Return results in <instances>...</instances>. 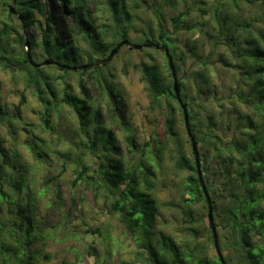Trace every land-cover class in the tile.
I'll return each mask as SVG.
<instances>
[{
  "label": "trees",
  "instance_id": "trees-1",
  "mask_svg": "<svg viewBox=\"0 0 264 264\" xmlns=\"http://www.w3.org/2000/svg\"><path fill=\"white\" fill-rule=\"evenodd\" d=\"M162 1L163 3L159 4L160 1L157 0H151L149 3L147 0H51L50 3L61 8L62 15L67 19L65 25L67 37L62 39L54 26L53 15L47 11L43 0H15L14 9L22 17V22L15 19L18 30L24 32L34 27L39 31L40 37L38 40L30 37L23 38L19 31L9 29L8 25L3 22L0 29V66L4 71L13 70L24 75V90H30L44 108L42 116L44 125L50 124V112L53 107L64 104L76 114L80 131L84 134L92 131L91 145L86 147L83 144V146L93 151L95 146L100 143L104 152L103 159L94 170H90L82 162V158L75 160L74 171L77 176L71 180L72 186L80 184L90 190L93 196H100L109 201L123 230L127 232L136 248L141 250L138 253L139 256H145L149 264H220L217 256L210 258L203 251L195 255L186 253L182 245L171 237L165 235L157 237L159 209L154 195L156 188L154 169L159 168L161 155L166 150L165 145L157 140L149 158L140 155L139 160L126 163L119 149L118 140L100 123L99 112L93 109L86 90L77 96L71 84L60 78L63 86L60 92L57 85L42 73V65L39 68H33L26 59L25 40L29 42L30 50L39 48L43 58L41 62L51 60L57 64L46 67L56 66L64 73L62 74L64 77L70 72L79 73L80 78L77 82L81 88H83V77L87 76V81L96 85L100 91L105 89L106 94L117 101L119 96L102 71L111 64L121 50L124 48L130 53L160 54L164 61L166 76L163 74L161 65L151 57H149L151 63L141 62L136 69L141 74V81L145 84L152 103L156 104L161 100L165 102L164 109L170 116L165 133L168 136H175L172 119L175 108L171 102L173 100L177 105V101L172 89L173 75L177 79L181 103L186 111L189 104L184 94V85L179 77L175 40L163 28L165 18L161 9L163 5L167 4L171 12L176 13L181 4L182 12H178L180 15H170L168 20L173 29L191 34L202 26L201 14L205 12L201 7L205 3L202 0H193V3L198 5L197 11L200 14L196 20L190 16L192 9L187 6L188 0ZM239 1L250 4V0ZM12 2L13 0H8V3L5 4L8 19L12 18L8 11ZM237 2L238 0H231L230 3L226 0H218L211 8L213 24L217 33L214 39L218 40L211 46L206 60L200 61L195 46L185 44L186 47H189V52L192 55V64L200 62V66L206 64L217 45L230 46V43L233 44V55L236 60L242 63V65H236V68L239 70L247 68L244 75L250 83L246 96L253 98L250 103L253 106L256 123L253 124L249 116L245 120L246 128L255 130V135H248L250 139L248 144L233 141V143L224 146L219 140L211 141L209 135L207 136L208 140L196 136L189 111H187V118L190 137L194 139L193 142L198 148L199 163H202L201 177L211 201L212 225L217 236L219 251L225 253L222 255L225 264H264V33L260 35L261 39H258L249 35L250 26L246 20L237 23L236 16L228 10L229 7L226 8V5L230 4L229 6L238 9ZM145 9L157 21V38L153 32L154 28L150 24L145 28L137 26L136 21L139 20V14ZM238 28H241L247 35L244 38L243 46L237 42L234 44ZM10 31L13 36H11L9 44L8 34ZM130 32L137 34L138 40L134 43L141 46L140 50L123 45L109 62L101 66H89L76 71L60 67L61 65L70 68L83 64L91 65L96 61L105 60L121 42H130ZM156 47L168 50L172 58L174 72H171L164 53ZM31 57L34 60L32 54ZM221 61L229 67L228 62L224 59ZM193 74L197 75L202 82H207L205 74L197 70ZM179 106L177 105L181 112V106ZM7 116L8 114L0 101V123L7 122L5 126L9 128L11 124L9 118H5ZM125 140L128 153L134 156L133 137H126ZM206 145L212 147L210 157L204 152ZM29 149H31L35 160L44 166L46 161L43 157V150L31 146ZM61 155L65 160L71 159L70 153L64 152ZM0 157L2 163L5 164L6 154L1 147ZM6 164L11 170L19 171L20 178L15 181L12 180V177L7 179L4 167L0 164V208H2V203L14 207L19 224L14 222L11 225L12 231L4 232V223L0 221V264H35L37 253L36 251L29 252V247L37 241L39 235L32 219L31 201L24 203L21 197L26 189V186L23 185V170L15 165ZM211 164L215 166L213 172L210 171ZM176 166L187 173L185 185L189 192V201L193 205L201 204L200 214L194 215L189 209L184 212V215L187 218H194L195 223L205 224L208 240L213 244L211 226L207 218L208 205L197 176L195 158L193 157V161L190 163L180 153ZM210 174L212 175L209 176ZM3 184L12 188L17 198L12 199L11 195L4 190ZM258 185L261 186L260 189L257 188ZM54 194L55 198L60 199L58 190H55ZM14 227L22 232L20 236H14V232H16ZM95 233L104 245V251L101 257L96 253L92 254L95 258L94 264H106L112 256L109 245L111 232L107 227H102L97 228ZM256 241H260V243L256 244ZM59 264L77 263L62 261ZM123 264L127 263L123 262Z\"/></svg>",
  "mask_w": 264,
  "mask_h": 264
},
{
  "label": "rangeland",
  "instance_id": "rangeland-1",
  "mask_svg": "<svg viewBox=\"0 0 264 264\" xmlns=\"http://www.w3.org/2000/svg\"><path fill=\"white\" fill-rule=\"evenodd\" d=\"M51 0H43L48 12L53 15V23L60 33L62 39L67 37L65 25L67 19L62 15L61 8L53 6ZM148 3L151 0H147ZM163 3L162 0H157ZM178 1V0H177ZM205 5L204 14H201L202 26L193 33L183 30H175L169 23V16H178L182 12L180 4L179 11L171 12L169 6H162L165 18L163 28L175 40V52L179 66V77L184 85V94L187 97L188 108L192 123L195 126L194 134L211 141L219 140L222 145L241 141L249 143V134L255 135V130L246 128L245 118L249 116L253 124L256 116L251 105L253 98H247L249 80L242 70L236 65H242L233 55V44H219L216 46L212 56L205 65L192 64L190 46H195L196 54L200 61L209 56L211 46L218 40L216 27L213 24L212 7L218 0H202ZM229 3L231 0H226ZM8 0H0V29L2 23H6L9 29L19 31L16 23V15L7 18L5 4ZM157 3V4H158ZM238 9L227 6L228 10L236 16L237 23L244 20L249 24V35L261 39L264 33V0H250L237 2ZM11 6V5H10ZM187 6L192 9L191 17L198 20L200 16L197 6L193 0L187 1ZM139 28L150 24L157 38V21L148 11L143 10L136 21ZM204 23V24H203ZM234 44L237 42L243 46L244 38L247 36L241 28H238ZM21 33L23 38L30 37L38 40L39 31L34 27ZM12 34V35H11ZM8 43H11L13 33L8 34ZM130 43L135 44L138 40L137 34L130 32ZM31 54L35 63L42 61L39 48H32ZM155 59L164 71V61L160 54H147V52H128L122 49L120 54L113 59L102 73L108 82L114 87L119 99L108 96L106 90H98L96 85L87 81L84 76L83 88L79 87L77 80L79 73L70 72L67 76L56 66H42L41 70L47 75L51 82L57 85L61 92L63 86L60 78L71 84L77 96L82 91L87 92L93 109L99 112V121L119 142V149L126 163L139 160L140 155L149 158L154 150L157 140L161 141L166 150L161 155L159 168H155V198L159 213L157 216V237L169 236L182 245L186 253L198 254L205 252L210 258L216 257L214 246L209 242L205 231L206 225L195 223L194 218L184 215L189 209L195 215L201 213V204L193 205L189 199V192L185 185L186 171L176 166L178 154H182L188 162L193 161L192 148L189 137L184 127L182 110L179 112L177 105L172 100L175 108L173 119V130L175 136L165 133L167 121L170 116L164 109L165 102L152 103L148 96L145 84L141 81V74L136 67L141 63H151L150 58ZM224 59L230 65H225ZM73 63V62H71ZM197 70L205 74L207 82H202L193 72ZM25 77L23 74L13 70L4 71L0 66V101L8 116L11 126L7 128V122L0 123V147L6 154V163L12 164L23 170V185L26 189L21 194L24 203L31 201L32 219L35 229L39 235L36 242L29 247V252L36 251L35 264H59L62 261L75 262L77 264H94L93 253L103 255L104 245L95 233L97 228H108L111 232L110 251L112 256L106 264H149L145 256H139L138 250L131 241L127 232L119 223L115 210L109 201L93 193L82 185L72 186L71 180L75 179L74 161L82 158V162L94 170L103 159L104 152L98 143L93 151L87 146L93 140L92 131L84 134L79 129L76 114L64 104L54 106L51 110V120L48 126L43 124L42 116L44 108L38 99L32 95L30 90H24ZM251 102V103H250ZM115 106H117L115 108ZM189 121V120H188ZM132 136L135 149L134 156L127 150L126 137ZM83 144H85L84 147ZM42 149L46 164L41 166L35 160L29 147ZM179 148V149H178ZM212 147L206 145L204 152L211 156ZM197 152L198 148L196 147ZM71 154L70 160H65L62 153ZM199 157V153H198ZM195 158V157H194ZM201 159V158H200ZM4 167L6 178L12 180L20 178L19 171L11 170L7 164ZM200 169L202 163L200 162ZM210 171L215 170L213 164ZM231 169V168H229ZM20 170V171H21ZM210 174L209 176H211ZM4 185L12 199L17 198L13 189ZM261 188L260 185L257 186ZM60 192V199L55 198L54 191ZM222 195V194H221ZM17 200V199H16ZM16 209L2 203L0 208V221L4 223V232L12 231V224H19ZM14 236H20L22 232L14 227ZM256 244L260 241H256ZM262 243V241H261ZM94 252H93V251ZM224 255L225 253H222Z\"/></svg>",
  "mask_w": 264,
  "mask_h": 264
},
{
  "label": "water",
  "instance_id": "water-1",
  "mask_svg": "<svg viewBox=\"0 0 264 264\" xmlns=\"http://www.w3.org/2000/svg\"><path fill=\"white\" fill-rule=\"evenodd\" d=\"M14 2H15V0H13L11 6L8 9L9 14L10 15H16L17 16V19L19 20V22H22V17L20 15H18L16 13L15 9H14ZM123 45L126 46V47H128V48H132L134 50H140L141 49V46H139L137 44L130 43L129 41H123L119 45H117L110 52L109 56L105 60L96 61V62H94L91 65L83 64V65H80V66H77V67H71V68L61 65L60 67L61 68H69L72 71H76V70H79V69L88 68L89 66L90 67L101 66L102 64L109 62L112 59V57L118 52V49L121 46H123ZM24 46H25L24 49H25V53H26L27 62L33 68H39L40 65H42V66L57 65L55 62H53L51 60H44L43 62H41V64L35 63L32 60L31 52H30V44H29V42L27 40L24 41ZM156 48L159 49L160 51H162L164 53V55L166 56V58H167V60L169 62V67L171 69V72H174V67H173V64H172V58L169 55L168 50L166 48H162V47H156ZM172 89H173V93L175 95V98H176L177 103L181 106L182 115H183V121H184V127H185V130H186L187 136L190 138L191 148H192V151H193V154H194V157H195L197 176L199 178L200 185H201V189H202V191H203V193L205 195L206 201H207V205H208V217L207 218H208V222H209V224L211 226L214 250L216 252L217 258L220 261V264H225V262L223 260V257H222V254H221V252L219 251V248H218L217 236H216L215 230H214L213 225H212V207H211V201H210L209 195L206 192L205 185H204V182H203L202 177H201L198 152H197V149H196V145L193 142L194 139L192 137H190L191 136V133H190L189 123H188V118H187V111H186L185 107L182 106L181 99H180V88H179V85H178V82H177V79H176L175 75H173V78H172Z\"/></svg>",
  "mask_w": 264,
  "mask_h": 264
}]
</instances>
